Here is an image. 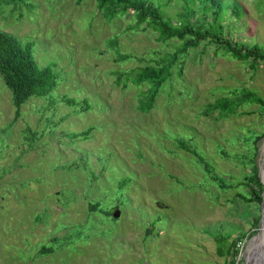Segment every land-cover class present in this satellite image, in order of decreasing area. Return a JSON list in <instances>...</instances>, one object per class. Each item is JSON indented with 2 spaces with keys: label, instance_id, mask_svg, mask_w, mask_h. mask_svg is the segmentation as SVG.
Returning a JSON list of instances; mask_svg holds the SVG:
<instances>
[{
  "label": "rangeland",
  "instance_id": "rangeland-1",
  "mask_svg": "<svg viewBox=\"0 0 264 264\" xmlns=\"http://www.w3.org/2000/svg\"><path fill=\"white\" fill-rule=\"evenodd\" d=\"M23 1L12 13V2L0 1V30L31 42L38 65L55 72L56 87L50 102L31 98L15 118L0 77V264H233L226 253L232 240L243 242L235 262L244 264L243 249L264 214V188L260 202L244 199L247 146L258 147L257 166L263 158L264 106L254 101L221 116L206 105L236 98L237 87L264 98V60L250 67L199 45L187 53L181 77L160 87L144 112L138 99L145 83L135 84L134 73L124 87L115 78L157 58L154 32L128 29V16L106 21L92 0ZM236 1L243 16L230 27L232 37L264 48V0ZM116 49L129 57H117ZM63 94L90 106L69 105ZM251 132L261 136L246 141ZM176 139L200 150L209 170ZM213 172L224 187L211 180ZM126 175L132 179L116 203L114 186ZM95 201L119 216L90 212ZM157 214L164 219L150 226ZM42 246L53 251L41 253Z\"/></svg>",
  "mask_w": 264,
  "mask_h": 264
},
{
  "label": "trees",
  "instance_id": "trees-1",
  "mask_svg": "<svg viewBox=\"0 0 264 264\" xmlns=\"http://www.w3.org/2000/svg\"><path fill=\"white\" fill-rule=\"evenodd\" d=\"M2 1L12 2V5L10 6L11 8L8 9V12L10 13H12L11 10L14 8L20 10L21 4L19 3H25L23 0ZM81 1L83 0H75V3H80ZM92 1H94L97 10L101 15L105 16L106 21L112 20L115 16H128L130 17L127 26L128 29H149L155 33L156 40L159 43L157 58H155L154 55H150L152 59L147 61L143 66L129 69V71L121 69L115 78L117 83H124V87L129 75L134 73L133 80L135 84L145 83L146 87L141 91V95L138 99V107L144 112H147L153 105L160 87L165 85L167 81L171 84V81L176 76L181 77L182 67L185 58L188 55L187 53L194 50L199 45L204 48L206 45L212 44L215 48L224 50L240 60H248L250 67L254 66L252 62H256V60H264V48L258 43L255 42L251 44V46H248L232 37L233 28L231 30L230 27L234 23L239 22L240 17L243 16V7L236 0ZM26 4L27 6H30L29 2ZM172 7H174L173 14L170 13V8ZM21 15L22 14L19 11L18 17H21ZM237 29H239V27L235 28V30ZM109 44H113L116 47V39L109 40ZM116 50L117 57H129L127 52L122 50L120 52L119 49ZM0 77L10 92L15 118L20 114L21 106L31 98H44L47 103L50 102L48 100L52 96L51 91L56 87L55 72L49 65H38L33 55L31 42H19L14 36L1 30ZM179 80H181V78ZM236 90L238 93L240 92L236 98L220 96L210 104H207L206 108L218 109V113L221 116H225L230 114L225 113V111H237L243 104L250 105V103L254 101L258 102L262 107L264 106V98L257 95L255 91L240 87H237ZM61 99L69 105L79 106L82 109H87L90 106V103L86 98L78 100L74 96L68 97L63 94ZM44 117L47 120L50 119L49 114ZM90 129L91 128L89 127L82 133L87 135L90 132ZM78 134L79 133L73 132L72 136ZM253 135L254 133L251 132L249 137L246 136V141H249L252 137L257 139L261 136ZM176 142L178 147L194 153L197 156L198 161L203 163L205 169L207 171L209 170L210 165L206 160V157L196 147H190L189 140L176 139ZM31 143H33V138L31 139ZM247 149L252 155L249 158L251 162V170L247 173V179L245 181L250 196L246 198L244 195V199L247 201L260 202L261 192L264 186L256 171L257 164L255 157L257 155L258 147L250 145L247 146ZM84 160L82 161L86 163ZM74 164L75 163L71 162L68 166H74ZM63 166L65 165L63 164ZM87 175L91 177L90 174ZM210 177L219 187H224L226 185L224 180H222L216 173H211ZM131 179V176L126 175L124 178H120L119 182L115 184L114 187L118 192V197H115L116 203H118L117 201L119 197L124 199L125 188L123 185L129 184ZM100 204L101 201L88 203L90 212H102L107 218L112 216L110 208L102 209ZM162 218L164 219L163 216L157 214L151 221L150 226H154L156 222ZM112 219L115 220L113 216ZM257 220L258 217H254V220L252 221L254 226L257 225ZM94 222L96 221L94 220ZM112 230L113 228H111V231ZM146 230L149 233L152 229L147 227ZM77 233L80 234L81 232L77 231ZM226 238V235H224L220 237V241H225ZM52 239L57 240L58 237L53 236ZM238 242L239 241L237 240H232L226 251L233 264L235 262V257L239 255V249L237 247ZM68 243L69 241L64 243L59 242V246L61 244L66 246ZM223 246L224 243L221 242V249ZM52 251L53 248L47 246H42L40 249L41 253ZM237 263L238 262H235V264Z\"/></svg>",
  "mask_w": 264,
  "mask_h": 264
},
{
  "label": "water",
  "instance_id": "water-1",
  "mask_svg": "<svg viewBox=\"0 0 264 264\" xmlns=\"http://www.w3.org/2000/svg\"><path fill=\"white\" fill-rule=\"evenodd\" d=\"M263 164H264V152H263L262 161L260 162V164L257 166V169H256L257 175L260 178V181L264 186V172H263V166L264 165ZM119 214H120L119 209H115L112 211V216L114 218L118 217ZM263 234H264V214H263L262 219H261L259 231L255 235H253L252 237L249 238L248 247H246L245 248L246 250H244V252L242 253V258H243L244 264H248L250 252L256 243V239L261 237Z\"/></svg>",
  "mask_w": 264,
  "mask_h": 264
},
{
  "label": "bare ground",
  "instance_id": "bare-ground-1",
  "mask_svg": "<svg viewBox=\"0 0 264 264\" xmlns=\"http://www.w3.org/2000/svg\"><path fill=\"white\" fill-rule=\"evenodd\" d=\"M263 172H264V166H263ZM250 254H252V258L250 259V261H248V264H258V261L260 259H262V264H264V234L258 239H256V243L254 247L251 249Z\"/></svg>",
  "mask_w": 264,
  "mask_h": 264
},
{
  "label": "built area",
  "instance_id": "built-area-1",
  "mask_svg": "<svg viewBox=\"0 0 264 264\" xmlns=\"http://www.w3.org/2000/svg\"><path fill=\"white\" fill-rule=\"evenodd\" d=\"M239 242H240V241H239ZM239 242L237 243V247H238V249H239V254H240V250L242 249L243 242H241L240 244H239Z\"/></svg>",
  "mask_w": 264,
  "mask_h": 264
}]
</instances>
